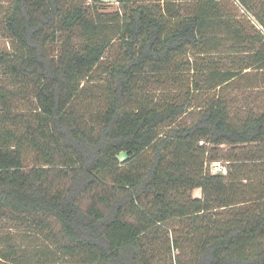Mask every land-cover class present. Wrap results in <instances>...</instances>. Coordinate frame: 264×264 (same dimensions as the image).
Listing matches in <instances>:
<instances>
[{"label": "trees", "instance_id": "trees-1", "mask_svg": "<svg viewBox=\"0 0 264 264\" xmlns=\"http://www.w3.org/2000/svg\"><path fill=\"white\" fill-rule=\"evenodd\" d=\"M114 1L11 0L1 21L0 264H31L13 232L81 264H264V111L228 93L264 84V33L219 0Z\"/></svg>", "mask_w": 264, "mask_h": 264}, {"label": "rangeland", "instance_id": "rangeland-1", "mask_svg": "<svg viewBox=\"0 0 264 264\" xmlns=\"http://www.w3.org/2000/svg\"><path fill=\"white\" fill-rule=\"evenodd\" d=\"M106 1H107V8H108L106 13H111L112 11H116L119 9L120 6L114 0H106ZM219 1L222 2V4L226 5L227 9L230 10L234 15H236L242 23L250 27L252 30H256L258 31V33H260L258 30L259 27L256 26L254 22L257 21L260 24L259 17H261V15L258 13H259V10L264 8V0H252L249 2L247 0H240L241 2H243L244 6L247 8L249 13L241 12L240 9H238L237 6L235 5V0H219ZM90 4H91L90 1L87 2V5H90ZM10 6H11V0H0V50L1 51L4 50L6 52L12 53V50L14 48L13 41L2 33V25H1V21L3 20L4 15L8 12ZM251 10H253L255 14H253L254 12L252 13ZM118 49H119V45L115 44V46L112 48V50L109 53L110 60H113V59L117 60L116 55L118 53ZM1 69L2 68H0V86L4 84L11 85L12 80L15 83L16 79L14 77L9 78L7 76H4L3 70ZM186 76H187L186 77L187 80L194 79L192 77H189V75H186ZM94 77H96V79L97 78L100 79L101 77L100 71L95 73ZM252 81L256 82V78L254 79V75L244 76V78L241 81L236 82L233 85L232 87L234 88L233 91L232 89L228 91V93H230L232 97H236L239 102V104L234 105L236 116H239V117L244 116L246 115V110H251V109L254 112L259 113V114L264 111V96L260 97L257 95L262 92L264 93V84H259V87L257 86L258 88L254 90L253 88L250 87V84L252 83ZM98 85H100V91L98 92L96 91V96H97L96 101L101 102L103 101V99L98 98V96H103V94L105 93V91L103 90V84L99 82H95L92 89L99 87ZM90 86L91 84H89V87ZM32 101L33 99L24 101L18 96L16 98L11 99L10 104H11L12 109L15 108L16 110H19L20 112L23 113L26 110H30L32 108L33 106ZM194 119H195V115L189 114L183 117L182 120L186 123H191L194 121ZM5 125L8 127H13L11 123L5 124L2 121H0V128H2L3 126L5 127ZM231 149H232V146L224 145V146H221L218 149V151H219L220 156L224 157L228 151H231ZM237 151L239 150L237 149ZM208 170L213 175H216V174L227 175L230 172L229 162L225 160H221L220 158L219 161L210 163ZM201 195H202V192L200 189H197L192 193L193 197H201ZM214 213H217V211L214 210L213 214ZM209 215H212V213H210ZM7 233L8 232L6 231H0V243H1V239H4V240L7 239L6 238ZM9 235H10L9 237L13 238L14 241L17 240L18 244L23 245L25 247H30L28 252L31 254L30 256L31 264H35L36 262H38L37 264H81V261H80L81 255L79 254L68 255L63 251V249L59 247H55L54 245L50 246L49 248L44 249L45 246H48L51 243V241L47 240L45 237L40 238L38 237V235H35V234H32L31 236L29 234H23L21 232L19 233L13 232V234H9ZM39 244H41V246ZM188 244L191 249L195 248L194 242L189 241ZM43 250L45 251L46 256L42 259H39L38 255L41 254ZM38 251L40 252L38 253ZM178 254L179 252L177 250L171 251V255L173 257L178 256ZM165 256H168V255L165 254ZM165 256L161 254L163 262L166 261ZM167 261L169 262V260Z\"/></svg>", "mask_w": 264, "mask_h": 264}, {"label": "built area", "instance_id": "built-area-1", "mask_svg": "<svg viewBox=\"0 0 264 264\" xmlns=\"http://www.w3.org/2000/svg\"><path fill=\"white\" fill-rule=\"evenodd\" d=\"M235 5L237 6L238 9H240L241 12L245 13H249V11L247 10V8L244 6L243 2H241L240 0H235ZM254 24L256 26L259 27V29L264 33V28L256 21L254 22Z\"/></svg>", "mask_w": 264, "mask_h": 264}]
</instances>
